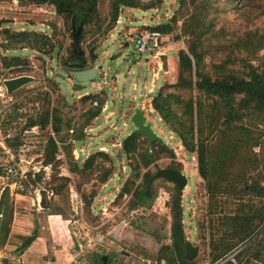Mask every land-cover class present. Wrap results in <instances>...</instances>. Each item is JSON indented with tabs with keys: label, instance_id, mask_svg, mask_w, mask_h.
<instances>
[{
	"label": "rangeland",
	"instance_id": "obj_1",
	"mask_svg": "<svg viewBox=\"0 0 264 264\" xmlns=\"http://www.w3.org/2000/svg\"><path fill=\"white\" fill-rule=\"evenodd\" d=\"M50 1L0 0V29L36 32L48 38L38 53L26 44L21 46L20 54L30 58L38 70L35 74L30 72L36 82L24 87L27 93L23 96L18 123L8 121V116L6 125L0 126L1 211L5 214V209L14 203L13 194H20L24 196L21 202L27 206L21 214L40 226L45 214L60 212L75 246L79 245L86 255L115 256L110 250L115 247L119 257L127 252L137 259H155L151 264H162L161 258L173 256L167 193L173 185L156 178L151 191L148 190L152 196L142 205L132 207V195L141 186L144 173L152 176L157 168L172 165L188 180L181 191V211L186 240L198 247L191 264H215V256L231 255L229 247L235 254L242 243L256 244L264 231V112L255 103L238 109L242 95H235L228 117L232 119L227 122L222 99L217 96L207 99L210 117L203 120V128L210 167L207 179H203L196 155L184 150L178 137L149 105L161 79L155 81L153 92L147 93L156 64L149 56L135 51L134 35L143 28L170 23L174 29L169 33L178 44L167 48V54L174 60L180 50L189 52L195 44L204 70L213 78L216 75L211 66L224 61L228 76L241 75L245 63L263 72L264 49L250 47L247 52L233 42L248 32L264 30V0H254L252 5H245L244 0H152L156 6L148 10L122 7L110 29V0H96L94 6L89 0H77L83 11L80 16L69 18L59 14ZM174 17L176 26L172 24ZM91 52L96 54L93 61ZM68 53L72 63L83 58L86 68L93 64L97 68L95 81L83 83L81 90L74 88V77L70 81L61 80L65 86L63 97L45 79L59 72L58 67ZM165 66L170 69V64ZM171 70L168 76L173 77L174 69ZM171 80L168 77L166 83L176 81ZM133 83L138 87L133 89ZM101 92L108 106L103 110L104 101L100 114L86 126L84 141L73 143L72 148L68 140L63 144L56 141L50 155L47 142L54 136L52 124L42 127L41 116L47 110L51 114L53 109H59L76 119L78 111L87 107L78 99L88 94L100 96ZM92 105L95 106L94 102ZM135 108L144 111L162 142L156 143L153 149L156 153H152L155 156L151 154L156 161L144 167L138 155L121 153L123 140L134 131L130 114ZM239 114L241 117L233 120ZM31 119L35 123L27 126ZM142 138L138 154L146 146ZM97 152L105 153L107 159L97 156L85 178L82 165ZM105 169H109V175L100 182L99 176Z\"/></svg>",
	"mask_w": 264,
	"mask_h": 264
},
{
	"label": "trees",
	"instance_id": "obj_2",
	"mask_svg": "<svg viewBox=\"0 0 264 264\" xmlns=\"http://www.w3.org/2000/svg\"><path fill=\"white\" fill-rule=\"evenodd\" d=\"M39 3H44L47 0H34ZM96 0H91L92 6H94ZM182 1V0H181ZM184 1V0H183ZM254 0H244L245 5H252ZM261 1V0H260ZM50 3L55 7L59 14L69 18L71 16H80L83 11L77 0H51ZM91 6V7H92ZM109 21L111 23L110 28L113 27L114 23L118 19L119 10L122 7L140 8L148 10L156 6L152 0L149 2H142L140 0H110L109 1ZM88 11H86V14ZM176 17L172 18V24H176ZM176 26V25H175ZM207 28V27H206ZM205 28V30H206ZM151 30H158L163 33H169L173 31L174 26L170 23L159 24ZM248 32L242 37H238L234 45L247 52H250V47H256L257 49H264V30ZM8 37L12 38V45L21 47L26 44L32 49H41L46 46L48 38L45 35L36 32H9L6 31ZM195 44L191 45L189 52L180 50L178 52L177 62V78L173 83H166L160 86L151 99L150 105L153 110L158 114L161 121L178 137L181 146L188 153L195 154L198 163V172L203 179H207V172L209 164L207 159L209 158V146L207 145L206 135L203 128V120L209 118V112L206 111L209 107L207 99L213 96H217L222 99L224 105L223 108L226 113L223 115L225 119L231 121L232 118H228L231 113V100L234 99L235 95H242V98L238 104V109H244L250 103H255L256 107L264 112V94L256 96L253 93L256 88L264 80L263 72H257L253 66L249 63H245L241 75H226L225 69L227 62L224 61L218 65H212L211 70L216 75L215 78L209 72L204 70L202 63V56L196 51ZM92 53V52H91ZM96 59V54H90V60ZM71 66L74 69H84L86 67V60L81 58L75 60L74 63L71 61ZM102 92L100 96L97 94L84 95L78 99L79 103L86 105L85 110L78 111V116L68 117L65 112L59 109H53L50 114L47 110L43 116L39 119V123L42 127L52 124L54 136H50L48 140V148H51L50 155L53 154L55 149V142L64 143L68 140L70 148L73 143L83 142L85 139V128L88 126L95 117L100 114L101 107L104 104L105 98ZM97 105L93 106V102ZM65 107V104L63 105ZM75 109V106H73ZM72 111V110H71ZM73 110L72 112H74ZM241 114L233 117V120L240 118ZM225 120V121H226ZM35 120H29L27 126H32ZM69 130H72L70 132ZM212 130V128H211ZM210 130V131H211ZM140 135L134 131L123 140L121 153L124 155H138L140 158V165L146 166L150 162L148 157L141 152L137 153L140 143ZM156 145L153 144L152 147ZM158 152V151H157ZM137 153V154H136ZM156 153V152H154ZM97 156H101L107 159V155L103 152H97L86 158L82 165V173L87 178L90 173L85 174L89 170ZM152 156H155L152 154ZM48 162V161H47ZM176 169H178L176 167ZM109 175V169H105L104 172L99 176V181H106ZM139 173L135 174V178H138ZM161 178V177H160ZM141 186L133 191V202L132 207L139 204L142 205L148 200L152 194L149 192L147 196L145 188L152 186L155 178L153 176L144 173L141 178ZM166 180L165 178H162ZM264 190V188H262ZM151 191V190H150ZM264 192V191H263ZM5 197L8 195V188L5 189ZM86 201V198H85ZM89 206V201L86 202ZM46 207V206H44ZM169 210L171 212L172 224L170 228V238L172 242L171 252L173 253L172 259L167 258L170 263L179 264H191L192 261H188L184 258V247L186 238L183 232L182 225V211H181V192L175 187L173 188V194L169 200ZM8 221H10V213L6 215ZM2 242H4L2 240ZM1 242V244H2ZM243 242V240H242ZM240 246L239 251L234 254L233 248L227 249L228 255L234 254L230 259H226L228 256L217 255L213 258L215 264H264V231L256 244L249 246ZM235 248V247H234ZM229 255V256H231Z\"/></svg>",
	"mask_w": 264,
	"mask_h": 264
},
{
	"label": "crops",
	"instance_id": "obj_3",
	"mask_svg": "<svg viewBox=\"0 0 264 264\" xmlns=\"http://www.w3.org/2000/svg\"><path fill=\"white\" fill-rule=\"evenodd\" d=\"M166 49L164 55L160 57L162 71L161 75L159 74L157 78L161 79L159 87L166 83L168 77L172 79L171 81L176 80L177 78L178 56L176 60H174L172 56L167 54L168 49ZM150 58L152 63L154 62L156 65L160 63L157 59ZM165 63L167 65L170 64V69L165 66ZM171 69H174L175 75L173 77L168 76V73L172 72ZM145 86L146 85L143 84V88H145ZM136 87H138V84L133 83V89ZM113 89H115V87ZM106 102L107 101H105V107H103V110L108 106ZM127 110H129V106ZM13 195H15V198L13 199L14 203L12 202L11 207L5 209V214L0 208V213H2L1 217H3V219H0V252L9 258L10 264L15 261L19 262V264H101L100 256L102 255L105 256L107 260L115 257L116 262L114 264H151V260L156 262L155 259L134 258L133 255H131L132 253L126 255L127 252H122L119 257L116 255L118 254V249L115 247L110 249L115 253V256L110 253L86 255L84 254V250L80 247L78 248L79 245L75 246L71 231L69 230L66 221L61 217L62 214L60 212L56 211L45 214L43 216V221L42 219L40 221V226H37V224H35L36 222L32 223L31 218L21 214L22 208L27 207L26 204L20 200L24 199V196L20 194ZM1 202L2 192L0 195V206ZM8 213H10L11 218L9 223L5 226V223L8 221V217L6 216ZM2 240L4 242H2ZM6 252L10 254L7 255ZM162 259V264H165V262L166 264H169L167 258H161V260Z\"/></svg>",
	"mask_w": 264,
	"mask_h": 264
},
{
	"label": "flooded vegetation",
	"instance_id": "obj_4",
	"mask_svg": "<svg viewBox=\"0 0 264 264\" xmlns=\"http://www.w3.org/2000/svg\"><path fill=\"white\" fill-rule=\"evenodd\" d=\"M89 1H91V0H89ZM7 29L8 28L0 29V33H1L0 34V90L4 91L3 93H0V97H6L7 98L5 100H2L0 98V114H1V112H3V114L0 115V119H1L0 126L1 127L6 125L7 120H8L7 119L8 116H9L8 121H10L11 123H13V122L18 123V120L20 119V116L22 114L23 96L25 93H27V92H24V89H25L24 87L28 84L36 82L35 81L36 77H34V75H30V72L32 74H35L36 71L38 70V66L32 60H30V58H27L26 56L20 54V52L23 50V47L12 45V43H13L12 38L8 37V34H6V31H8ZM22 31H19V32H22ZM33 51H36L38 53L37 49H33ZM66 55L67 56H65L64 60L62 61L61 66L58 67L59 72L55 73L51 77H46V79H45V83H47V85L49 87L56 86L58 88V90L60 91L61 96H63V97H65V91L63 92L61 87H60V85L62 84L61 80L62 81H65V80L70 81L71 75L69 72L72 70L70 55H69V53ZM23 76L30 77L31 81H29L25 85H22V86H20V87L9 92L7 90L5 82L19 78V77H23ZM55 79H58L59 81H56ZM49 87L47 88L48 90H49ZM64 88H65V86H64ZM142 139L145 141V143L147 145L146 138L143 137ZM157 142L162 143L159 140V141H155L152 144H150V146H149L150 156L152 153H154L153 149L156 148V146L152 147V145L157 143ZM144 149H145V147L143 148L142 152L145 154ZM151 158H152L151 160L148 158L149 161L154 163L156 161L155 158L152 156H151ZM165 168H171V169L178 170V169H176L175 166H172V165H168ZM157 169H156V171H157ZM154 174L152 175L153 178H155ZM165 182L171 183L173 185V188L176 187L172 182L168 181L167 179L165 180ZM148 190H149V186H147L145 188V192H144L147 196H149ZM167 193H168V197L170 199L172 194H173V189H167ZM127 254H130V253H126V255ZM115 262H116L115 257H112V259L107 260V258L105 256H103V255L100 256V263L101 264H110V263L114 264Z\"/></svg>",
	"mask_w": 264,
	"mask_h": 264
},
{
	"label": "water",
	"instance_id": "obj_5",
	"mask_svg": "<svg viewBox=\"0 0 264 264\" xmlns=\"http://www.w3.org/2000/svg\"><path fill=\"white\" fill-rule=\"evenodd\" d=\"M70 75L76 79L74 84V88L81 90L83 89V83L90 81H95L96 76V67L95 65H91L89 68L85 69H74L71 70ZM31 81L30 77L23 76L13 80H9L5 82L7 90L10 92L22 85H25ZM62 91H65L63 84L60 85ZM253 93L256 96H260L264 94V80L253 90ZM130 121L134 126V132L147 140V145L145 146L144 152L151 160L149 146L155 141L161 140L159 135L153 131L151 128L150 122L147 120L145 113L140 108L133 109L132 114L130 115ZM155 178L161 177L165 178L168 181L172 182L179 191H182L183 188L187 184V176L183 174L181 171L171 169V168H158L156 173L154 174ZM147 191V190H146ZM198 248L193 246L190 241L185 242V251L184 257L186 260H192L197 255ZM234 255V254H233ZM231 255L230 257H232ZM229 259V258H227ZM12 264H19V262H12Z\"/></svg>",
	"mask_w": 264,
	"mask_h": 264
},
{
	"label": "built area",
	"instance_id": "obj_6",
	"mask_svg": "<svg viewBox=\"0 0 264 264\" xmlns=\"http://www.w3.org/2000/svg\"><path fill=\"white\" fill-rule=\"evenodd\" d=\"M175 44H178V41L172 38V34L163 33L158 30L143 28L142 31H138L134 35L135 51L140 55L149 56L158 61H160V57L164 55L165 49ZM159 71H162L161 61L156 65V69L152 70V80L150 82L148 93L153 92L154 83L158 78ZM94 105H97V103L94 102ZM1 216L2 213H0V217ZM227 258L230 259L231 257L229 256ZM221 263L222 261L219 262V264ZM0 264H10L9 258H7L2 252H0Z\"/></svg>",
	"mask_w": 264,
	"mask_h": 264
}]
</instances>
